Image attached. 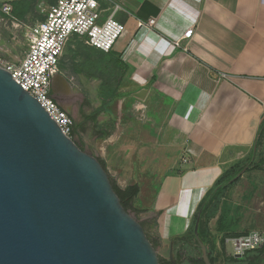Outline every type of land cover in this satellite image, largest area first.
I'll list each match as a JSON object with an SVG mask.
<instances>
[{
	"label": "crops",
	"instance_id": "crops-1",
	"mask_svg": "<svg viewBox=\"0 0 264 264\" xmlns=\"http://www.w3.org/2000/svg\"><path fill=\"white\" fill-rule=\"evenodd\" d=\"M56 1L0 0V11L10 5L12 15L34 24ZM116 1L127 10L117 15L126 35L110 53L73 37L64 56L77 67L70 64L55 83L92 78L84 65L93 56L124 62L125 95L96 127L106 138L99 158L121 187L139 183L135 205L159 215L162 237L183 235L219 177L264 145V0ZM151 17L153 28L143 24ZM191 24L186 47L174 46Z\"/></svg>",
	"mask_w": 264,
	"mask_h": 264
},
{
	"label": "water",
	"instance_id": "water-1",
	"mask_svg": "<svg viewBox=\"0 0 264 264\" xmlns=\"http://www.w3.org/2000/svg\"><path fill=\"white\" fill-rule=\"evenodd\" d=\"M170 260L179 264L172 249ZM0 264H161L99 159L2 66Z\"/></svg>",
	"mask_w": 264,
	"mask_h": 264
},
{
	"label": "rangeland",
	"instance_id": "rangeland-1",
	"mask_svg": "<svg viewBox=\"0 0 264 264\" xmlns=\"http://www.w3.org/2000/svg\"><path fill=\"white\" fill-rule=\"evenodd\" d=\"M27 46V37L24 32L14 27L10 17L1 10L0 60L14 62L27 49ZM85 57L87 56L82 55L81 59ZM98 58V56H93L92 60ZM73 62L70 53L64 56L60 63L59 75H63L65 69L70 64H74ZM74 67L77 65L74 64ZM88 67L89 64L86 63L84 68ZM103 79V74L98 72L97 77L87 78L82 82L77 78L71 79L70 86L62 81L55 83L56 97L75 116L77 122L76 143L97 158L101 155V148L106 144L105 136L99 135L96 128L107 117L104 114L106 112L104 100L100 94V83ZM121 84H118L119 88ZM114 118L120 119L121 117L115 114ZM108 128H110L109 125H106V129ZM128 128L130 129V126ZM109 176L113 179L110 174ZM240 176V181L228 190L225 198L220 202V204L224 202L229 210L230 228L225 248L221 245L223 233L217 227L220 211L210 219L208 224L210 247L216 258L215 264H227L225 256L234 255L233 240L235 238L252 231L264 234V168L250 166L248 170H243ZM129 212L143 223L146 234L153 241L160 259L165 261L170 259L171 249L174 255L178 252L182 257L181 264H191L192 257L201 256L202 249L194 239L179 238L181 235L162 237L158 214L146 212L143 208L140 211L131 209ZM256 264H264V253Z\"/></svg>",
	"mask_w": 264,
	"mask_h": 264
},
{
	"label": "built area",
	"instance_id": "built-area-1",
	"mask_svg": "<svg viewBox=\"0 0 264 264\" xmlns=\"http://www.w3.org/2000/svg\"><path fill=\"white\" fill-rule=\"evenodd\" d=\"M105 1L109 10L106 16L100 0H57L49 6L45 18L34 24L12 15L10 5L3 7L14 27L24 32L28 46L19 62L0 60V66L11 72L13 78L41 103L63 133L74 140L76 119L56 97L55 81L73 37L86 39L91 46L110 52L126 35V24L117 17L120 11H127L126 8L116 0ZM156 22L157 17H151L143 24L153 28ZM194 31L195 24L189 25L179 38L172 41L173 45L186 47L183 42L190 39ZM226 76L225 73L220 74V77ZM254 160L264 168V145ZM183 161H187L186 155ZM233 244L234 255L242 256L248 250L261 247L264 234L252 231L235 238Z\"/></svg>",
	"mask_w": 264,
	"mask_h": 264
},
{
	"label": "trees",
	"instance_id": "trees-1",
	"mask_svg": "<svg viewBox=\"0 0 264 264\" xmlns=\"http://www.w3.org/2000/svg\"><path fill=\"white\" fill-rule=\"evenodd\" d=\"M2 4L0 3V7ZM112 52V51H110ZM108 52V53H110ZM92 71V76L97 77L98 72L103 74V81L100 87V94L104 100L105 108L114 106V103L117 100H120L124 95L125 92H120L118 84L121 83L123 80L126 72L127 66L124 64L119 57L115 56H108V57H101L96 60L90 61L88 63ZM112 111V110H111ZM113 113V111H112ZM259 145V144H258ZM257 148V147H256ZM254 150V155L256 154ZM256 157V156H255ZM255 157H253L249 162L243 165H236L229 169H227L217 180L215 185L210 188L206 194L203 196L202 200L200 201L195 216L187 229V231L181 235L179 238H191L194 239L201 249V246L198 242L195 233V226L196 222L199 217V225H198V235L200 239L207 245L208 254L212 264H215L216 258L213 253V249L210 247V240H209V221L210 219L216 215L218 211V230L223 233L221 238V245L225 248L226 239L228 237V232L230 228V221H229V210L227 205L223 202L220 204L221 199L225 198L228 190L235 186L241 179L240 173L243 170H248L250 166L254 167H262L259 162H255ZM99 161L102 163L104 168H106V164L98 158ZM263 168V167H262ZM111 179V178H110ZM112 185L120 197V200L127 211H131V209L135 211H140L141 207L135 205L136 199L140 192V185L139 183L135 182L132 184H128L125 187H121L115 180L111 179ZM143 225V224H142ZM149 237V236H148ZM153 244L151 238H149ZM175 240V238H174ZM264 253V244L256 249H251L246 251L242 256L237 257L235 255H226L225 260L227 264H256L262 257ZM179 264H181V259L179 253L176 252L175 255ZM191 264H205V261L202 257H192L190 259ZM161 264H173L170 259L162 260L160 259Z\"/></svg>",
	"mask_w": 264,
	"mask_h": 264
}]
</instances>
